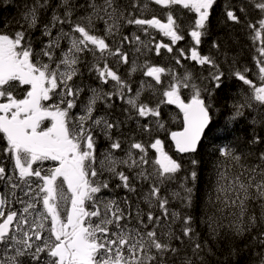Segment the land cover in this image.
I'll use <instances>...</instances> for the list:
<instances>
[{
	"label": "snow or ice",
	"instance_id": "snow-or-ice-1",
	"mask_svg": "<svg viewBox=\"0 0 264 264\" xmlns=\"http://www.w3.org/2000/svg\"><path fill=\"white\" fill-rule=\"evenodd\" d=\"M0 264H264V0H0Z\"/></svg>",
	"mask_w": 264,
	"mask_h": 264
},
{
	"label": "trees",
	"instance_id": "trees-1",
	"mask_svg": "<svg viewBox=\"0 0 264 264\" xmlns=\"http://www.w3.org/2000/svg\"><path fill=\"white\" fill-rule=\"evenodd\" d=\"M221 4L223 3V0H220ZM163 9L160 10V12L162 13ZM4 16L8 17V18H11L12 16H15L16 15V12L14 10L8 12H4L3 13ZM161 18H163L161 16ZM214 35L212 37H209L208 40L209 42L213 39H216L217 38V34L219 35V37L221 39H225L227 38L225 36V30L223 28V25H220V24H214L213 26V29H212ZM157 35V40H160V41H164L165 38L162 37L161 35H159L158 33L156 34ZM230 36H231V39H229V44H230V48H229V54H230V57L231 56H235L238 63H237V67H244V66H252L253 65V62H252V56H253V51L251 49V46H250V41L247 39V36H246V31L244 30H241L239 26H237L236 28H234L231 33H230ZM184 42H180V44L177 45V47H180L183 45ZM210 44L209 43H206L204 45L201 46V49L202 51L207 54L208 52V48H209ZM154 61L155 62H158L162 65H171L173 64L174 62L173 61H170L168 59L167 56H165L163 59L161 57H156L154 56V53L151 54ZM144 57H140V60L141 62L143 61ZM126 67V66H125ZM179 71H183V69H178ZM227 70V68L225 69ZM124 71V68L122 67V72ZM138 77V75L136 76ZM250 77L253 78L255 80V76L250 74ZM229 89H228V92L227 94L230 95V96H237L238 94L242 93L246 88L247 86H244L242 84H239L238 86H233L232 85V82L231 80L229 81ZM172 112L175 111V109H171ZM219 119V117H218ZM222 122V121H221ZM129 127H133V126H129ZM172 130H176L177 129V125L176 124H173L172 126ZM161 138L164 139L167 143H168V140L167 138L161 134ZM169 152H171V154L173 156H175V153H174V149H173V146L171 145V142L169 141ZM209 168H210V165H209ZM210 175V172L209 171H206L204 172L203 176H204V180L206 181L208 176ZM208 185L207 183H203L202 184V192L207 189Z\"/></svg>",
	"mask_w": 264,
	"mask_h": 264
},
{
	"label": "rangeland",
	"instance_id": "rangeland-1",
	"mask_svg": "<svg viewBox=\"0 0 264 264\" xmlns=\"http://www.w3.org/2000/svg\"><path fill=\"white\" fill-rule=\"evenodd\" d=\"M143 38V37H142ZM137 75H135L134 77H133V79H135V80H138V77H136ZM167 149H168V147H167V145L165 144V150L167 151ZM170 151V150H169ZM170 154H171V152H170Z\"/></svg>",
	"mask_w": 264,
	"mask_h": 264
},
{
	"label": "bare ground",
	"instance_id": "bare-ground-1",
	"mask_svg": "<svg viewBox=\"0 0 264 264\" xmlns=\"http://www.w3.org/2000/svg\"><path fill=\"white\" fill-rule=\"evenodd\" d=\"M136 75H138V78L140 79L139 73H137Z\"/></svg>",
	"mask_w": 264,
	"mask_h": 264
},
{
	"label": "flooded vegetation",
	"instance_id": "flooded-vegetation-1",
	"mask_svg": "<svg viewBox=\"0 0 264 264\" xmlns=\"http://www.w3.org/2000/svg\"><path fill=\"white\" fill-rule=\"evenodd\" d=\"M121 71H122V68H121ZM139 79V78H138ZM135 86V85H134Z\"/></svg>",
	"mask_w": 264,
	"mask_h": 264
}]
</instances>
